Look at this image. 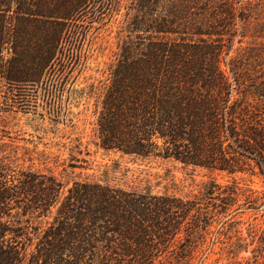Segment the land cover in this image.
<instances>
[{
	"label": "trees",
	"instance_id": "16d2710c",
	"mask_svg": "<svg viewBox=\"0 0 264 264\" xmlns=\"http://www.w3.org/2000/svg\"><path fill=\"white\" fill-rule=\"evenodd\" d=\"M128 2V34L98 107L97 147L232 181L211 178L187 197L76 181L62 198L56 177L25 174L19 148L1 144L0 264H209L216 256L239 264L249 252L262 264L264 226L249 225L244 236L233 215L242 202L264 200L240 177L264 181V43L223 64L240 29L264 38V0ZM117 4L0 0V83L40 84L64 41L82 36L80 22H101Z\"/></svg>",
	"mask_w": 264,
	"mask_h": 264
},
{
	"label": "rangeland",
	"instance_id": "374dc122",
	"mask_svg": "<svg viewBox=\"0 0 264 264\" xmlns=\"http://www.w3.org/2000/svg\"><path fill=\"white\" fill-rule=\"evenodd\" d=\"M114 1L117 6L113 11H102L105 14L101 22H93L91 15L80 22L82 36L76 41L69 37L64 41L58 61L40 84L9 87L0 83V145L19 148L18 155L25 160L21 162L25 174L32 172L39 179L56 177L63 184L62 198L76 181L102 182L126 190L152 186L155 193L168 192L179 197L191 196L202 182L211 178L226 185L232 181L226 173L187 167L173 160L131 157L97 147L102 89L109 83V67L117 60L127 37L125 29L131 13L129 0ZM258 17L264 22V12ZM254 35L249 28L239 30L228 44L231 54L223 64L224 70L240 49L251 44L257 45L256 49L264 43V38ZM92 86L100 89L95 96L90 93ZM240 177L242 186L256 191L254 197L264 193L262 178L251 174ZM249 201L253 200L242 202L233 215L244 236L249 225L264 226V200L258 206ZM252 255L241 254L239 264H253L248 260ZM218 258L214 257L209 264L226 263Z\"/></svg>",
	"mask_w": 264,
	"mask_h": 264
}]
</instances>
